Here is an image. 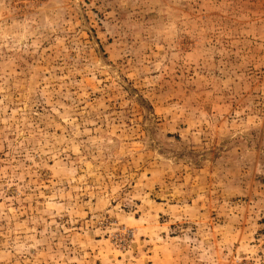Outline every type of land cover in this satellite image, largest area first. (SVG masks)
<instances>
[{
  "label": "rangeland",
  "instance_id": "obj_1",
  "mask_svg": "<svg viewBox=\"0 0 264 264\" xmlns=\"http://www.w3.org/2000/svg\"><path fill=\"white\" fill-rule=\"evenodd\" d=\"M0 264H264V0H0Z\"/></svg>",
  "mask_w": 264,
  "mask_h": 264
}]
</instances>
